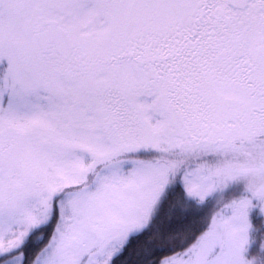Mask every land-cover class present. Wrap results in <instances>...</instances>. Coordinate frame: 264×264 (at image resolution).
<instances>
[{
	"label": "snow or ice",
	"instance_id": "6c2138e0",
	"mask_svg": "<svg viewBox=\"0 0 264 264\" xmlns=\"http://www.w3.org/2000/svg\"><path fill=\"white\" fill-rule=\"evenodd\" d=\"M0 264H264V0H0Z\"/></svg>",
	"mask_w": 264,
	"mask_h": 264
}]
</instances>
